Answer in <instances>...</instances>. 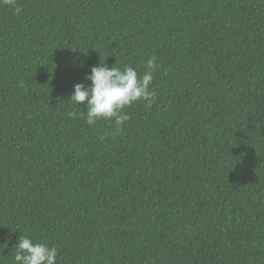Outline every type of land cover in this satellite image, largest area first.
I'll use <instances>...</instances> for the list:
<instances>
[{"label":"trees","instance_id":"1","mask_svg":"<svg viewBox=\"0 0 264 264\" xmlns=\"http://www.w3.org/2000/svg\"><path fill=\"white\" fill-rule=\"evenodd\" d=\"M17 5L0 4V264L20 236L58 264H264V0ZM153 56L154 103L119 134L88 125L74 85Z\"/></svg>","mask_w":264,"mask_h":264},{"label":"clouds","instance_id":"2","mask_svg":"<svg viewBox=\"0 0 264 264\" xmlns=\"http://www.w3.org/2000/svg\"><path fill=\"white\" fill-rule=\"evenodd\" d=\"M0 4L14 7L17 15L23 11L17 0H0ZM158 67L155 56L147 60L142 74L130 65L120 68L101 63L93 66L85 77L91 84L86 87L83 82L76 83L69 99L75 104L85 105L88 125L101 120H114L115 134H119L130 119V115L123 111L126 107L138 101L146 102L149 107L154 103L157 93L152 84ZM68 115L76 119L78 113L72 111ZM16 246V264H58V249L55 246L34 242L28 236H20Z\"/></svg>","mask_w":264,"mask_h":264}]
</instances>
